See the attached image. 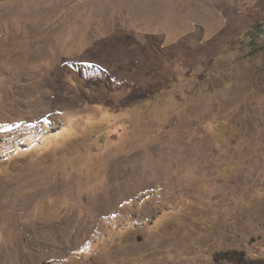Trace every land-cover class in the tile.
I'll use <instances>...</instances> for the list:
<instances>
[{
  "label": "rangeland",
  "instance_id": "1",
  "mask_svg": "<svg viewBox=\"0 0 264 264\" xmlns=\"http://www.w3.org/2000/svg\"><path fill=\"white\" fill-rule=\"evenodd\" d=\"M256 23L264 0H0V264H264Z\"/></svg>",
  "mask_w": 264,
  "mask_h": 264
},
{
  "label": "trees",
  "instance_id": "2",
  "mask_svg": "<svg viewBox=\"0 0 264 264\" xmlns=\"http://www.w3.org/2000/svg\"><path fill=\"white\" fill-rule=\"evenodd\" d=\"M264 33V24L256 23L251 30V39L255 41L260 35Z\"/></svg>",
  "mask_w": 264,
  "mask_h": 264
},
{
  "label": "bare ground",
  "instance_id": "3",
  "mask_svg": "<svg viewBox=\"0 0 264 264\" xmlns=\"http://www.w3.org/2000/svg\"><path fill=\"white\" fill-rule=\"evenodd\" d=\"M52 95V94H51ZM46 105V104H45ZM54 105V104H53ZM42 107V106H41ZM56 109V108H55ZM40 112V111H39ZM44 112V111H43ZM144 165V164H143ZM137 170V169H136ZM132 174V173H131ZM76 189V188H75ZM52 193V192H51ZM97 198V199H96ZM101 198V195L100 196H96V197H93V199H95V200H98V199H100ZM92 199V200H93ZM93 202V201H92ZM2 210V209H1ZM12 226V225H11Z\"/></svg>",
  "mask_w": 264,
  "mask_h": 264
},
{
  "label": "water",
  "instance_id": "4",
  "mask_svg": "<svg viewBox=\"0 0 264 264\" xmlns=\"http://www.w3.org/2000/svg\"><path fill=\"white\" fill-rule=\"evenodd\" d=\"M41 264H57V263H54V262H51V261H43Z\"/></svg>",
  "mask_w": 264,
  "mask_h": 264
}]
</instances>
